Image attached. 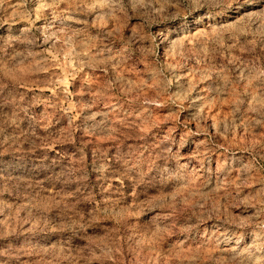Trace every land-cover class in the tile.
Here are the masks:
<instances>
[{
    "label": "rangeland",
    "instance_id": "obj_1",
    "mask_svg": "<svg viewBox=\"0 0 264 264\" xmlns=\"http://www.w3.org/2000/svg\"><path fill=\"white\" fill-rule=\"evenodd\" d=\"M0 264H264V0H0Z\"/></svg>",
    "mask_w": 264,
    "mask_h": 264
}]
</instances>
